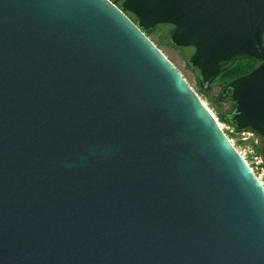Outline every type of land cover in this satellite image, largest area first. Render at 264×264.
I'll return each instance as SVG.
<instances>
[{
	"label": "water",
	"instance_id": "water-1",
	"mask_svg": "<svg viewBox=\"0 0 264 264\" xmlns=\"http://www.w3.org/2000/svg\"><path fill=\"white\" fill-rule=\"evenodd\" d=\"M264 0H0V264H264Z\"/></svg>",
	"mask_w": 264,
	"mask_h": 264
},
{
	"label": "rangeland",
	"instance_id": "rangeland-1",
	"mask_svg": "<svg viewBox=\"0 0 264 264\" xmlns=\"http://www.w3.org/2000/svg\"><path fill=\"white\" fill-rule=\"evenodd\" d=\"M154 45L157 46V48L166 56V58L174 65V67L182 74L184 79L187 81V83L190 85V87L194 90V92L198 95V97L201 99L203 104L210 110L216 121H218V124L224 129L226 134L228 133L226 130V124H224L218 117V111L220 109L225 110L226 104L225 103H218L220 105H216L212 103V99H215V97L218 98L219 92L222 90V83L217 81L211 85L209 90L203 94L200 92V85L201 83L197 79L196 75L192 72V70L187 66V63L184 60L183 53L172 48L170 45H167L165 43H160V34L154 33L151 36L148 37ZM202 86V85H201ZM230 138H233L235 140L234 144L235 147L240 149L241 152H244L247 150V148L252 145L251 142H244L242 141V138L236 135H231ZM258 148V147H257ZM247 160L252 163L253 158L251 155L247 156ZM255 168L256 166L253 165Z\"/></svg>",
	"mask_w": 264,
	"mask_h": 264
},
{
	"label": "trees",
	"instance_id": "trees-1",
	"mask_svg": "<svg viewBox=\"0 0 264 264\" xmlns=\"http://www.w3.org/2000/svg\"><path fill=\"white\" fill-rule=\"evenodd\" d=\"M154 33H158V34H160V41H161L160 43H165V44L169 45V43L167 42V40L163 37V35L161 34V32L158 31V30H154V31H152V32L147 33V36L149 37V36H151V35L154 34ZM258 65H259V63L256 62V61H238V62H236V63L234 64V66H233L230 70H228L227 72H225V73H223L222 75H220L219 77H217V78L211 83V85H212L213 83L219 81V82L222 83V87H221V89H223L224 87L228 86V84H229L230 82H232L234 79L239 78V77L244 76V75H247V74H249L250 72H252V71H253ZM187 66H188V65H187ZM211 85H210L209 87H207V86L202 87V86L200 85V87H201V88H200V92H202L203 94H205V93L209 90V88L211 87ZM212 103H213V104H216V105H220V104H218V103H223V102H221L217 97H215V99H212ZM226 109H227V105H226L225 110H226ZM225 110L220 109V110L218 111V117H219V119H220L222 122H223V120H222V113H223ZM223 123H224V122H223ZM257 151H259L258 148H257Z\"/></svg>",
	"mask_w": 264,
	"mask_h": 264
},
{
	"label": "built area",
	"instance_id": "built-area-1",
	"mask_svg": "<svg viewBox=\"0 0 264 264\" xmlns=\"http://www.w3.org/2000/svg\"><path fill=\"white\" fill-rule=\"evenodd\" d=\"M219 126H220V124H219ZM220 128L222 129L221 126H220ZM226 130L228 132L227 134L224 131V129H222V131L225 133V135L227 136L229 141L234 145V147H235V144H234L235 140L233 138H230L231 135L239 136L242 138V141L252 143V145H250L247 148V150H245L244 152H241V150L236 148V147L235 148L237 149L239 154L243 157V159L247 162L250 169L253 171V173L256 175L257 179L260 181V183L264 187V165H263V161L261 159V156L259 154V151H257V138H256V136L250 132H242V133L238 132L234 127L229 126L227 124H226ZM248 155L252 156V158H253L252 163H250L247 160ZM253 165H255L256 167L254 168Z\"/></svg>",
	"mask_w": 264,
	"mask_h": 264
},
{
	"label": "bare ground",
	"instance_id": "bare-ground-1",
	"mask_svg": "<svg viewBox=\"0 0 264 264\" xmlns=\"http://www.w3.org/2000/svg\"><path fill=\"white\" fill-rule=\"evenodd\" d=\"M210 111V110H209ZM218 122V121H217Z\"/></svg>",
	"mask_w": 264,
	"mask_h": 264
}]
</instances>
